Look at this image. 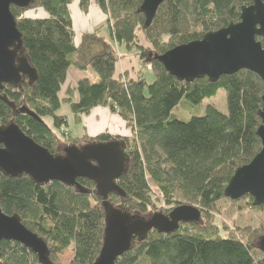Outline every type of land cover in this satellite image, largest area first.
<instances>
[{"label":"trees","instance_id":"16d2710c","mask_svg":"<svg viewBox=\"0 0 264 264\" xmlns=\"http://www.w3.org/2000/svg\"><path fill=\"white\" fill-rule=\"evenodd\" d=\"M75 1L83 12L91 1L97 5L105 17L109 39L97 30L77 37L69 11ZM142 3L33 0L24 8L11 6L35 75L22 77L15 87L0 85V125H18L27 137L56 155L62 152L60 139L44 117H51L53 127L60 128L68 125L66 116L56 114L62 102L70 105L77 123L94 108H108L130 127L131 139L102 132L96 137L83 136L81 142L69 132L64 140L65 146L111 141L124 144L128 160L106 202L139 218L167 215L181 204L201 211L197 222H182L174 232L153 230L142 242L133 239L115 264H264V253L258 246L264 225L250 240L233 234L221 236L217 226L205 225L220 201L246 200L251 207L249 195L233 200L225 195V189L236 169L260 150L256 130L261 124L258 111L263 81L242 69L215 81L204 76L186 82L169 73L158 59L175 46L237 22L241 8L253 0H164L148 26ZM34 7L44 14L23 15ZM255 39L264 48V39ZM115 46L135 50L153 79L119 73ZM70 67H90L99 80L78 79L60 96ZM221 89L226 93V114L208 105L203 115L187 121L172 115L182 99L189 106H198ZM156 192L166 205H175L150 212ZM102 202L96 182L88 178H78L71 185L58 181L41 184L26 174L5 176L0 172V207L8 215L19 214L22 223L46 242L49 264H60L56 256L67 249L73 252L68 264L95 262L104 238ZM251 208L264 212V205ZM0 264L44 263L20 243L3 240Z\"/></svg>","mask_w":264,"mask_h":264},{"label":"water","instance_id":"95a60500","mask_svg":"<svg viewBox=\"0 0 264 264\" xmlns=\"http://www.w3.org/2000/svg\"><path fill=\"white\" fill-rule=\"evenodd\" d=\"M163 1L143 0L145 26L150 25ZM31 2L33 0H0V85L15 87L22 77L35 75L10 11L11 6L24 8ZM256 36L264 39V0H253L250 6H243L237 22L207 32L201 39L175 46L158 59L169 73L186 82L204 76L215 81L221 75L245 69L257 74L264 83V48ZM258 115L261 124L256 134L261 143L260 150L249 163L236 169L225 189V195L233 200L249 195L254 207L264 205V94ZM61 151L51 154L14 123L0 125V172L3 175L26 174L41 184L58 181L71 185L78 178L96 182L97 192L103 200L104 238L93 264H115L133 239L142 242L153 230L171 233L180 223L197 222L201 217V211L188 204L176 206L167 215L154 213L147 218L135 217L108 204L107 195L114 189V182L128 160L123 143L67 145ZM3 240L20 243L40 262L49 264L46 242L22 223L19 214L8 215L0 207V241ZM258 246L264 253V237Z\"/></svg>","mask_w":264,"mask_h":264},{"label":"rangeland","instance_id":"374dc122","mask_svg":"<svg viewBox=\"0 0 264 264\" xmlns=\"http://www.w3.org/2000/svg\"><path fill=\"white\" fill-rule=\"evenodd\" d=\"M94 2L91 1L90 5ZM95 4V3H94ZM90 5L88 7V10L86 12L81 11L79 8L78 10L81 13L88 14L90 10ZM96 5V4H95ZM78 6V3H77ZM44 12L40 8H30L27 9L23 15H29V16H41ZM95 18V17H93ZM97 18V16H96ZM96 21V20H95ZM97 30L102 35H104L106 38L109 39V29L105 21V17L102 20L98 22H94L93 28L90 32ZM86 33V32H85ZM82 34V33H81ZM141 42H143L146 45L145 39L143 37V34L139 35ZM115 50L117 51V54L119 56L118 63L121 60H130L136 62V66H134V69H127L123 72H126L128 76H143L146 75L147 81H151L153 79L151 72L148 70V67H144L140 64L137 53L135 50L127 51L124 47H116ZM118 65V64H117ZM71 72H75L74 76V82L71 84L73 85L75 81L81 78H88L91 82H97L99 80V77L97 74L89 67L86 70H80L73 67H70L67 71V81L71 80ZM122 72V73H123ZM66 83L62 86V89L60 91V96H63L64 90L66 88ZM208 105H212L215 108H217L222 113H227V103H226V93L225 90L221 89L219 90L216 95H214L211 98L204 99L202 103L198 106H189L184 99H182L178 105L172 110V115H175L178 119L187 121L190 117L195 115H203L205 112V109ZM95 110H105L110 113L111 116H116L118 120H120L121 126H118L117 124H112L113 121H108L109 127L108 129H102L99 131V133L106 132L111 134L112 136H120V137H129L131 139L133 133L130 129V127H127L126 124L116 115L109 111L108 108L98 107L94 108ZM91 110L89 115L92 113H95V110ZM57 115H63L66 116L68 125H63L60 128H54L52 123L51 117H44L43 120L47 123L48 126L51 127V129L55 132V134L58 135L60 139L59 148L60 150L65 146L64 140L66 134L72 135L76 138H81L80 141L82 142V137H96L99 133H95L93 136H91L89 133H87L86 129L83 128L82 120L83 117H81V123H77L72 115L70 105L67 102H62L60 105V108L56 112ZM88 116V115H87ZM100 118V117H98ZM122 127V128H121ZM109 128H111L109 130ZM79 146V145H77ZM153 191H155V188L153 187ZM153 206H150L148 209L151 211L153 210H159V209H169L175 203H172L170 205H166L162 196L158 194L157 192L153 195ZM251 207L252 206L251 203ZM250 206L247 205L246 200H241L236 203H231V201H220L217 205V209L215 211L210 212V217L205 219V225L207 224H214L218 227L219 234L221 236H226L229 234L236 235L240 237L241 239L247 240L251 239L252 236H254V231L260 232L259 230L264 225V212L259 210H254ZM149 217V216H148ZM147 218V217H145ZM248 231V234H247ZM253 233V235H252ZM247 234V235H246ZM73 252L71 249H67L64 251H61L57 254L56 259L60 264H68L69 261L72 259Z\"/></svg>","mask_w":264,"mask_h":264},{"label":"crops","instance_id":"0c3cea01","mask_svg":"<svg viewBox=\"0 0 264 264\" xmlns=\"http://www.w3.org/2000/svg\"><path fill=\"white\" fill-rule=\"evenodd\" d=\"M69 11H70V15L72 18L73 29H74V32L77 35V37L81 33L90 32L93 28L94 22H98L100 20L103 21V19H104L103 13L100 11V9L97 7V5H95L94 3L90 5V10H89L87 15L84 13H81L78 10V6H77L76 1L73 2L69 6ZM96 16H97V18H96ZM93 17H95V18H93ZM129 61L130 60L125 61V60L120 59V62L117 65V71L119 73H122L124 70H127L128 68L134 69V66H136V62L135 61L129 62ZM74 76H75V72H71V80L67 81V79H66V81H65L66 85L74 82L73 81ZM130 77H132V76H130ZM66 78H67V75H66ZM98 117H100V118H98ZM109 120L113 121L112 124H117L118 126H121L120 120H118L116 118V116H111L110 113L108 111H105V110H95V113H93V114L91 113L88 116H84L83 120H82V124H83V128L86 129L87 133H89L91 136H93L95 133H99V131L102 129H108V127H109L108 123H110V122H108ZM110 129L111 128H109V130Z\"/></svg>","mask_w":264,"mask_h":264}]
</instances>
